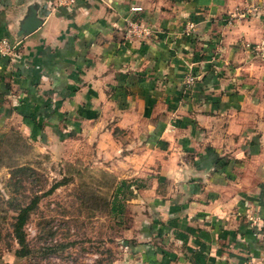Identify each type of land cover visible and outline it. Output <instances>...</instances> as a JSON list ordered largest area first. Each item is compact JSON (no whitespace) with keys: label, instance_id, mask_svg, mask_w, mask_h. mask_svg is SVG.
I'll return each instance as SVG.
<instances>
[{"label":"crops","instance_id":"obj_1","mask_svg":"<svg viewBox=\"0 0 264 264\" xmlns=\"http://www.w3.org/2000/svg\"><path fill=\"white\" fill-rule=\"evenodd\" d=\"M3 38L0 115L134 183L138 264H264V0H0Z\"/></svg>","mask_w":264,"mask_h":264},{"label":"rangeland","instance_id":"obj_2","mask_svg":"<svg viewBox=\"0 0 264 264\" xmlns=\"http://www.w3.org/2000/svg\"><path fill=\"white\" fill-rule=\"evenodd\" d=\"M118 183L60 144L30 140L20 122L0 115V264H138L135 255L148 252L152 263L155 253L129 239L142 235L135 203L112 211ZM26 206L33 208L22 257L14 225Z\"/></svg>","mask_w":264,"mask_h":264},{"label":"built area","instance_id":"obj_3","mask_svg":"<svg viewBox=\"0 0 264 264\" xmlns=\"http://www.w3.org/2000/svg\"><path fill=\"white\" fill-rule=\"evenodd\" d=\"M80 0H49V5L53 9H67L69 11H74L79 5ZM255 8V7H254ZM134 11H140L141 7H135L133 9ZM128 23V34L129 36H138L139 38H143L145 36H148L150 34V30L148 26L141 22L139 18H137L135 15L130 17L127 20ZM196 29V25L193 22H188L186 24L185 29L183 30V33L187 36H190L193 34V32ZM17 47V44L11 41L10 38H3L0 41V55L1 56H10L15 53V49ZM185 85L186 88H191L196 83V76L192 73H189L185 76Z\"/></svg>","mask_w":264,"mask_h":264},{"label":"trees","instance_id":"obj_4","mask_svg":"<svg viewBox=\"0 0 264 264\" xmlns=\"http://www.w3.org/2000/svg\"><path fill=\"white\" fill-rule=\"evenodd\" d=\"M133 184L127 180L119 181L116 190L114 192L112 211L113 212H123L125 202H128L130 198L134 195ZM57 185L53 186L52 189L56 188ZM36 202V201H35ZM34 202V203H35ZM33 207L26 206L20 209V212L16 218V223L14 225L15 237L21 245V248L17 251L18 255L26 256L29 252L26 243V233L24 231V226L29 218L30 211Z\"/></svg>","mask_w":264,"mask_h":264},{"label":"water","instance_id":"obj_5","mask_svg":"<svg viewBox=\"0 0 264 264\" xmlns=\"http://www.w3.org/2000/svg\"><path fill=\"white\" fill-rule=\"evenodd\" d=\"M29 19L23 24L22 28L18 32L19 36L27 35L29 33L34 32L42 25L41 17L37 16V12L35 9L32 10L31 14L28 17ZM18 41L17 38L14 39V43L16 44Z\"/></svg>","mask_w":264,"mask_h":264}]
</instances>
